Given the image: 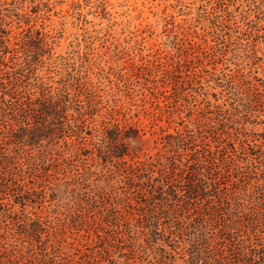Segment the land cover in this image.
<instances>
[{"label": "rangeland", "instance_id": "rangeland-1", "mask_svg": "<svg viewBox=\"0 0 264 264\" xmlns=\"http://www.w3.org/2000/svg\"><path fill=\"white\" fill-rule=\"evenodd\" d=\"M0 12L11 49L7 57L18 64L29 50L38 58L25 83L34 85V92L38 80L77 96L84 130L67 140L73 151L100 145L102 134L112 129L142 161L161 150L157 142L164 135L185 127L196 134L206 102L211 109L227 97L231 102L229 93H242L239 113L223 121L227 134L221 139L261 172L241 175L227 195L241 202L245 221L261 223L254 216L264 214V105L247 112L243 106L248 86L264 89V0H0ZM25 40L31 48H21ZM216 127L218 138L221 126ZM85 159L76 155L78 162ZM73 175L71 170L60 177V190ZM121 181L113 183L121 187ZM34 194L24 217L27 223L39 217L51 238L42 234V244H36L20 234L24 224L15 219L22 207L0 211V264H82L80 246L91 258L101 255L99 264H203L198 259L207 258L220 236L208 216L201 215L199 223L201 217L186 206L160 213L157 230L144 226L153 222L146 220L153 211L140 209L127 221L117 220L123 227L112 230L106 223L92 224L84 212L85 221L76 220L78 208L65 198L51 199L41 188ZM255 226L258 232L243 242L238 264H264V223ZM197 237L209 242L200 247V257Z\"/></svg>", "mask_w": 264, "mask_h": 264}, {"label": "trees", "instance_id": "trees-1", "mask_svg": "<svg viewBox=\"0 0 264 264\" xmlns=\"http://www.w3.org/2000/svg\"><path fill=\"white\" fill-rule=\"evenodd\" d=\"M5 26V16L0 12V211L8 212L15 205L22 207L20 217L15 219L18 224H24L18 227L20 234L42 244L41 235L47 233V225L39 217L29 223L24 217L27 202L41 188L44 195L46 191L50 192L51 199L65 198L74 203L78 208L76 220L85 221L81 214L84 212L92 224L106 223L112 230L123 227L117 220H129L138 209L153 211L154 216L146 219L153 222L144 226L154 225L157 230L160 213H173L186 206L185 209H192L198 219L201 215L208 216V225L218 230V234L220 232L218 239L213 240L215 245L207 249L210 253L205 256L207 258H201L204 254L198 253L205 248L203 245L209 247L208 240L200 237L194 240L199 261L203 264H238L243 260L246 250L243 242L250 241V233L258 232L255 224L264 223V214L257 212L254 216L261 223L245 221L241 202L232 200L231 193L227 195L238 185L241 175H257L256 171L260 170L245 163L241 150L235 151L221 139L227 134V124L223 121L230 118L232 112L239 113L237 102L244 99L242 93H229L231 102L227 97L211 109L206 102L207 109L199 117L203 120H199L196 134L185 127L183 131L164 135L157 142L161 150L142 161L129 154L117 131L112 129L102 134L100 145L90 150L73 151L72 142L68 144L67 140L80 138L84 130L77 96L64 86L48 87L38 84V80L34 92V85L24 80L36 70L38 58L28 50L20 63H13L14 57H7L11 49ZM28 46L31 48L28 40L21 43V48ZM245 96L247 102L243 108L246 112L258 103L264 105V89L250 85ZM219 118L221 120L216 123L214 120ZM218 125L221 130L215 138ZM211 135L212 142L208 141ZM225 143L227 147L222 146ZM76 155L89 158L90 163H86V159L78 162ZM71 170L75 173L73 182H65L60 190L56 183ZM115 178H123L121 187L114 185ZM210 197L216 201L208 200ZM204 202L211 206L203 205ZM8 205L10 208H6ZM203 216L199 223L203 222ZM129 226L124 227L128 233ZM139 228L144 229L143 226ZM46 237L51 238L48 233ZM96 239L101 242L99 237ZM81 248L77 252L81 253L82 264H99L98 259L102 260L101 255L91 258Z\"/></svg>", "mask_w": 264, "mask_h": 264}]
</instances>
